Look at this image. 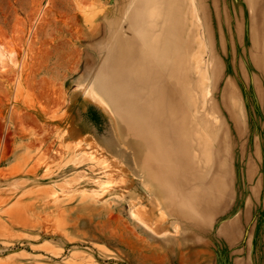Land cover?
Instances as JSON below:
<instances>
[{
	"label": "rangeland",
	"instance_id": "obj_1",
	"mask_svg": "<svg viewBox=\"0 0 264 264\" xmlns=\"http://www.w3.org/2000/svg\"><path fill=\"white\" fill-rule=\"evenodd\" d=\"M196 4L0 0V264H264V0Z\"/></svg>",
	"mask_w": 264,
	"mask_h": 264
},
{
	"label": "bare ground",
	"instance_id": "obj_2",
	"mask_svg": "<svg viewBox=\"0 0 264 264\" xmlns=\"http://www.w3.org/2000/svg\"><path fill=\"white\" fill-rule=\"evenodd\" d=\"M137 1L138 0H132V7H136V12L132 19V30L137 34L138 40L142 42L155 57H159L163 52L162 47L168 43V33L170 29L177 26V29L179 32H182L184 38L182 43L180 39L178 41L179 45H182L181 48L179 47V50H182V54L176 55L178 64H189L190 61H192L195 68L199 66L200 48L203 44L199 32L194 37L197 50L194 52L195 46L189 47V43L192 39V25H194L196 20L200 19L196 0H189L193 2L190 17L186 16L182 0H141L139 4ZM149 29L152 31H149ZM2 56L3 55L0 54V57ZM90 92L93 99L95 98V100L106 103L93 87L90 88Z\"/></svg>",
	"mask_w": 264,
	"mask_h": 264
}]
</instances>
